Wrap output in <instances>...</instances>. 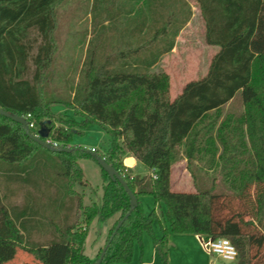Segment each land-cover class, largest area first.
I'll use <instances>...</instances> for the list:
<instances>
[{
  "label": "trees",
  "instance_id": "16d2710c",
  "mask_svg": "<svg viewBox=\"0 0 264 264\" xmlns=\"http://www.w3.org/2000/svg\"><path fill=\"white\" fill-rule=\"evenodd\" d=\"M63 1L0 0V109L30 115L34 128H27L29 134L44 129L43 141L70 149H46L24 126L0 115V190L24 191L20 205L0 202V264H9L16 252L26 255L24 264H94L108 241L100 264H127L134 244L142 249L145 234L159 263L168 264L169 233L227 238L237 250L238 264H264V0H196L205 43L218 51L206 75L186 83L173 100L168 75L150 68L172 50L190 19L187 3L177 0L184 6L161 20L158 0H92V9L97 4L101 16L106 14L100 28L122 17L128 21L117 31L120 61L83 69L71 97L63 100L48 90L56 52L55 8ZM237 94L242 113L222 118V108ZM55 105L71 114L53 111ZM93 124L108 137L104 152L72 145L73 137ZM127 156L147 173L125 169ZM98 157L137 199L117 230L130 209L118 181L100 168V204L84 206L74 190L88 187L78 161L97 162ZM183 158L193 192L170 189L171 167ZM193 164L206 173L218 172L230 191H214V182L210 188L196 185ZM143 196L152 197L158 209L163 205L164 212L154 208L145 215L139 202ZM115 215L104 246L89 259L82 248L90 225ZM32 230L50 237L36 242Z\"/></svg>",
  "mask_w": 264,
  "mask_h": 264
},
{
  "label": "rangeland",
  "instance_id": "374dc122",
  "mask_svg": "<svg viewBox=\"0 0 264 264\" xmlns=\"http://www.w3.org/2000/svg\"><path fill=\"white\" fill-rule=\"evenodd\" d=\"M187 1L193 7L195 16L190 26L182 33L174 57H168L159 67V70L169 77L170 94L172 96L180 92L186 83L199 80L206 75L208 69L206 67L209 66L208 58L211 55L210 50H206L204 22L196 0ZM92 3V0H64L55 8L56 29L54 37L56 39V52L50 68L48 90L51 93L50 95L54 94L63 100L71 97L75 84L83 69H86L90 65L100 67L102 65L112 64L115 61H120L117 58L118 48L115 46L117 31L122 27H126L128 21L122 17L116 22L111 21L108 27L100 28L101 21L106 17V14L101 16L98 8L99 5L97 4L95 5V9H92ZM52 109L62 115L71 114L70 110H66L59 105L53 106ZM242 111L241 98L237 94L231 102L222 108L221 114L222 118L229 115L236 117ZM54 127H60V124L55 123ZM107 143V135L95 124L88 126L82 135H75L72 141V145L76 147L87 151L94 148L100 152L106 150ZM78 165L82 171L83 178L88 182V188L85 190L89 192L90 200L93 203L100 204L103 181L99 164L93 159L84 158L78 161ZM198 165L193 164L197 179L196 185L210 188V185L214 182V191H230L227 185L222 183L221 176L218 172L209 171L206 173L200 171V165ZM172 167V175L170 178L171 191L178 193L195 191L194 180L187 168V162L179 159L173 163ZM145 172L146 168L138 164L133 174L144 175ZM74 190L77 192L78 190L81 191L82 188L75 186ZM13 192L0 190V202L3 204H22L24 191H16V195ZM55 192L51 189L52 196H54ZM50 197L51 195L49 199ZM88 197L86 196L83 199L85 205H90ZM44 198L46 200H43L48 202V198ZM57 201L61 202V198H57ZM139 202L143 213L146 215L155 207L153 198L149 196L140 197ZM156 210L160 214V212H164V206L160 205V209L157 208ZM224 210L222 214L225 213ZM38 218L41 221L45 220L41 216ZM116 219L113 220V223ZM108 223L94 221L90 225L86 241L82 248L85 255L94 258L93 240L99 233L102 237L104 236ZM154 227L155 230L156 228L159 229L156 222L154 223ZM148 237V235H144V239ZM38 239L41 238L38 237ZM182 241L184 250L181 251L178 246L171 248L170 256L173 262L172 264H211L212 261H215L214 264H238V259L236 261H225L215 259L214 256L205 255L206 253L199 247L198 240H195L193 236H183ZM127 264H135L134 258Z\"/></svg>",
  "mask_w": 264,
  "mask_h": 264
},
{
  "label": "crops",
  "instance_id": "0c3cea01",
  "mask_svg": "<svg viewBox=\"0 0 264 264\" xmlns=\"http://www.w3.org/2000/svg\"><path fill=\"white\" fill-rule=\"evenodd\" d=\"M183 1L185 3H187V4H189L187 0H183ZM157 4H158V8H159V15H160L159 18L161 20L167 19V16L171 13V11L173 9L175 11H177V9H180V8H182V6H184V4H183L182 1H177V0L176 1H173V0H158ZM189 7L191 9V17H190V19L188 20V22L186 23V25L183 26V28L180 30V32L178 33L177 37L175 38V42H174V46H173L172 50L170 52H168V53L163 54L158 59V61L150 68V72L151 73H163L162 71L159 70V67L161 66V64L163 63V61L165 59H167L168 57H174V55L176 54L177 49H178L179 40L181 39V35L187 29V27L190 26V24H191V22L193 20V17L195 16V11H194L193 7H191L190 4H189ZM206 50H210V54H211L209 56V58H208L209 59L208 60L209 61L208 62V65H209L212 57L218 51V48L215 47V46H209V45L206 44ZM206 68H208V66ZM180 92L176 93L174 96H172L170 94L171 100L175 99L180 94ZM127 157H131L135 161V164L132 167V169L134 171V169L137 167V166H135L136 165V160L132 156H127ZM183 160L186 161L184 158H183ZM172 169H173V167H171V175H172ZM146 173H147V170H146V172L144 174H146ZM171 175H170V178H171ZM170 187H171V181H170ZM81 188H82V190L81 191L78 190L77 192L81 194V196H82L83 199H84V197H86V196L88 197L89 196L88 197V200L90 201V205H91L93 202H92V200H90V195L88 194L89 192L85 190L88 187H85V188L81 187ZM16 190L17 191H20V190H18V188H16ZM83 205L84 206H90V205H85L84 204V200H83ZM58 206H59V204L56 205V207H57L56 210H59V207ZM154 208H157V206L155 205ZM117 217H118V215H115L113 218H111L110 220L107 221L109 223H108V225L106 227V231H105V234H104L103 237L99 233L97 235V237L93 240L92 246L94 247V250H93V257L94 258H90L89 256L86 255L87 257H89V259H91V260L95 259V257L97 255L98 251L100 250V248H102L104 246L105 239H106V236L108 234V231H109L110 227L113 224V220H115ZM77 218H78V216H77ZM79 220H81L80 217H79ZM160 231H161L160 228L159 229L156 228V230H155V227H154V224H153V232H154L155 237L159 238V237L162 236V233ZM30 235H32V238L34 239V241H36V242L37 241H41L43 243L47 239H49V237H50V236H48L46 234H39L38 232H36V230H32V234H30ZM183 236H193L195 240L196 239L198 240L199 247L202 249V247L200 245V241H199V236H197V235H193V234H173V233H169L168 234V243H169L168 260H169V264H172L173 263L171 261L172 259H171V256H170V254H171L170 253L171 252V248H174V247L176 248L178 246L181 249V251L184 250V248H183L184 245H182V242H183L182 241V238H183ZM38 237H40L41 239H38ZM100 237H101V239H100ZM205 255L211 256V255H208V254H205ZM132 258H134L135 264H160L159 261H158V259H157L156 254H155V251L153 249V245H152L151 238L148 237V238H145L144 239V235H143V238H142V249L139 247L138 244L135 243L134 246H133ZM215 259H219V258H216L215 257ZM26 260H27L26 259V255L22 254L21 252H16L15 253V256H14V259L11 260V262L9 264H24ZM214 262L215 261H212L211 264H214Z\"/></svg>",
  "mask_w": 264,
  "mask_h": 264
},
{
  "label": "water",
  "instance_id": "95a60500",
  "mask_svg": "<svg viewBox=\"0 0 264 264\" xmlns=\"http://www.w3.org/2000/svg\"><path fill=\"white\" fill-rule=\"evenodd\" d=\"M0 115L10 118L12 121L19 123L20 125L24 126L26 128V133L35 141L37 142L39 145H41L42 147L46 148V149H51L53 151H57V152H69L70 149H66V148H62V147H58V148H52L50 146L49 143L43 141L42 139L47 138V133L44 129H41L38 132V135H31L28 133L27 131V123L25 121V119L21 116H18L16 114H10L7 113L6 111H3L0 109ZM97 163L99 164L100 168L103 169L104 171L107 172L109 178L111 181H118L122 187L125 189V191L127 192L129 198H130V209L129 212L125 215V217L117 224L116 226V230L122 225L123 221L125 220V218H127V216L130 214V212L133 210V208L137 205V199L135 197V195L133 194V192L129 189V187L127 186V183L124 181V179L119 175V173L113 168L111 167L110 164L106 163L103 159L101 158H97ZM124 163L126 165H133L135 163V161L131 158V157H127L124 161ZM110 241H108V243L103 247L99 257L96 259V261L94 262V264H100L105 251L108 247Z\"/></svg>",
  "mask_w": 264,
  "mask_h": 264
},
{
  "label": "built area",
  "instance_id": "2783aa9c",
  "mask_svg": "<svg viewBox=\"0 0 264 264\" xmlns=\"http://www.w3.org/2000/svg\"><path fill=\"white\" fill-rule=\"evenodd\" d=\"M27 128L33 129V123L30 121V115H27L24 117ZM50 145H52V148H58L59 145L57 143H52L50 141H46ZM90 152L94 153L95 149L91 148ZM125 161V160H124ZM135 164V163H134ZM133 165H126L123 162V166L125 169H131ZM151 177L153 179L156 178V175L151 172ZM200 245L203 249V251L211 256H214L216 258L225 260V261H236L238 257V253L236 248L231 244V242L227 238H213L210 236H199Z\"/></svg>",
  "mask_w": 264,
  "mask_h": 264
}]
</instances>
